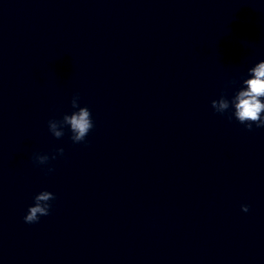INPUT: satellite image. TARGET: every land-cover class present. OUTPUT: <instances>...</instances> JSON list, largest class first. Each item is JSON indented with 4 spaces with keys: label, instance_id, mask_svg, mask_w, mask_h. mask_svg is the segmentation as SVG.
Wrapping results in <instances>:
<instances>
[{
    "label": "clouds",
    "instance_id": "9594fccd",
    "mask_svg": "<svg viewBox=\"0 0 264 264\" xmlns=\"http://www.w3.org/2000/svg\"><path fill=\"white\" fill-rule=\"evenodd\" d=\"M249 78L242 81V85L229 100L225 95H221L219 99L211 101V107L215 112L223 115L230 107L234 111L229 116L233 117L240 123L245 125L248 131L253 130V125L257 128L264 127V60L259 61L253 67L248 69ZM79 95L76 94L71 100L73 111L71 114H64L62 119H50L48 121L49 132L57 139L63 137L64 127L68 126L72 135L70 139L73 143H81L94 127L92 114L88 107L79 106ZM64 149L58 148L56 154L51 157L47 154H34V162L44 165L49 160H55L58 155H63ZM53 169L49 168L51 172ZM34 203L31 205L26 215L23 217L24 222L33 224L39 222L40 217L48 216L51 210V203L56 199L54 193L43 190L34 196ZM241 210L249 211L248 205H241Z\"/></svg>",
    "mask_w": 264,
    "mask_h": 264
}]
</instances>
